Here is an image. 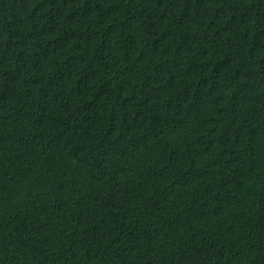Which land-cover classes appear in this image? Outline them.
Returning <instances> with one entry per match:
<instances>
[{
  "label": "trees",
  "instance_id": "16d2710c",
  "mask_svg": "<svg viewBox=\"0 0 264 264\" xmlns=\"http://www.w3.org/2000/svg\"><path fill=\"white\" fill-rule=\"evenodd\" d=\"M0 264H264V0H0Z\"/></svg>",
  "mask_w": 264,
  "mask_h": 264
}]
</instances>
